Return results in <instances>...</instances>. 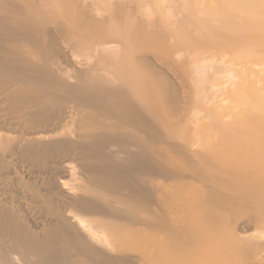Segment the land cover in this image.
Masks as SVG:
<instances>
[{
	"label": "bare ground",
	"instance_id": "obj_1",
	"mask_svg": "<svg viewBox=\"0 0 264 264\" xmlns=\"http://www.w3.org/2000/svg\"><path fill=\"white\" fill-rule=\"evenodd\" d=\"M0 264H264V0H0Z\"/></svg>",
	"mask_w": 264,
	"mask_h": 264
}]
</instances>
